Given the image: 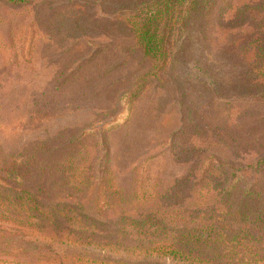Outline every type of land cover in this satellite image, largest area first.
Masks as SVG:
<instances>
[{
    "label": "rangeland",
    "instance_id": "1",
    "mask_svg": "<svg viewBox=\"0 0 264 264\" xmlns=\"http://www.w3.org/2000/svg\"><path fill=\"white\" fill-rule=\"evenodd\" d=\"M69 1L0 0V193H9L13 183L23 184L38 191L44 207L61 209L50 198L58 187L51 167L62 159L61 150L86 139L92 147L72 160L80 164L79 171L88 169L94 182L91 196L73 206L79 224L125 225L113 214L104 217L92 209L94 178L103 174L123 190L125 202L117 210L135 211V220L156 208L151 195L169 190L157 208L163 215L148 223L163 221L169 231L161 239L168 241L180 240L182 231L207 225L223 212L263 213L264 83L231 77L239 70L229 58L235 31L230 37L226 33L243 24L238 19L230 24L242 9L254 33L259 20L264 22L262 0H232L216 22L213 43L206 45L210 37L202 40L200 60L216 77L215 95L203 92L206 82L171 73L160 82L144 83L151 62L135 51L124 26H114L118 21L124 25L123 18L108 19L106 0H72L84 5L82 11ZM194 56L199 59V52ZM41 186L49 193H41ZM211 208L218 211L211 214ZM231 219L220 217L218 228L229 234L248 228ZM13 224L0 221V264H188L171 256L59 245L43 240L41 231L27 223L22 228ZM263 235L252 240L259 250L236 247L203 256L264 258ZM120 239L149 240L139 234Z\"/></svg>",
    "mask_w": 264,
    "mask_h": 264
},
{
    "label": "trees",
    "instance_id": "2",
    "mask_svg": "<svg viewBox=\"0 0 264 264\" xmlns=\"http://www.w3.org/2000/svg\"><path fill=\"white\" fill-rule=\"evenodd\" d=\"M71 1H69L71 7L82 11L84 5ZM106 5L110 9L106 12L108 19L116 18L117 21L123 18L120 20L124 25L118 21L114 23V26H124L123 29L130 34V39L134 42L135 51L140 50L142 57L151 62L150 71L145 74L144 83L160 82L161 76L171 73L174 78L181 80L192 79L197 82H206L207 85L202 83L203 92L206 95L219 93L216 77L200 60L205 50L201 43L204 36L210 37L207 46L213 43L216 22L223 17L224 12H221L223 8L227 10L231 8L232 0H106ZM260 6L264 8V0L261 1ZM248 17L245 10H240L230 24H233L236 19L243 24L238 28L226 29L227 37H230L232 32L238 31L237 35H234L235 32L232 34V41L229 44L232 47V51L229 50V58L235 60L239 67L238 72L231 77L234 76L243 82L260 84L264 83V22L259 20V25L255 26V32H249L248 22H245ZM197 51L199 59L194 56V52ZM191 56L194 59L193 62H191ZM195 70L197 73L194 72ZM201 76L204 77L201 78ZM184 94L183 97L186 95ZM76 146L61 150L62 159L59 164L51 167V175L58 176V187L57 191L50 192V198L57 201L61 209H57V206L52 204L50 207L49 205L44 207L37 190L13 183L9 193H0V205L6 208L4 212L0 211V221H11L18 226L17 228H22L20 226L27 223L33 230L41 231L43 240L59 245L81 244L99 250L171 256L175 260L188 264H264V258L246 261L244 256L238 260L229 257L206 258L203 256L206 251L232 252L236 247L259 250L260 247L252 240H255L259 233L264 232V212L240 210L223 212L221 216H214L207 225L197 226L187 233L182 231L180 240L168 241L161 239L165 238L169 231L163 221L157 220V223L151 226L148 223L163 215V212L157 208L160 200L162 202L164 197L170 196L169 190H166L164 194L151 195L153 204L157 205L156 208H149L142 212L143 214L146 212L143 219L135 220L132 217L136 215L135 211L123 206L117 210V206L125 202L123 200L125 197L122 196L123 190L113 179L102 177L106 174L94 178L98 180V184L96 196L92 199L95 208L92 209L97 215L104 217L113 214L117 216L119 222L125 221V225L118 223L111 229L108 228L109 226L95 224L93 220H90L88 225L79 224L76 219V208L73 206L82 204L88 196H91L94 182H92L93 177L87 174L88 169L83 168L79 171L80 164L72 163L73 159L79 156L84 157L92 145L87 144L86 139H83L79 140ZM189 151L194 152V149L190 148ZM103 172L104 170H101L99 173ZM221 180L223 179L220 178L219 181ZM207 181L209 183L211 179ZM232 188L233 185H230L229 189ZM41 193L48 194L49 191L41 186ZM133 197L136 198V195L133 194ZM217 211V208L210 209L211 214ZM228 216L232 217L231 223L237 220L239 225L247 224L248 228L246 225L245 228L237 227V230L234 229L231 234L219 229L216 221L220 220V217ZM69 221H71L70 226H66ZM135 234L146 236L149 240L139 242L120 239ZM205 236L207 240H202ZM262 239L264 240V235ZM250 241L251 248L247 246Z\"/></svg>",
    "mask_w": 264,
    "mask_h": 264
}]
</instances>
